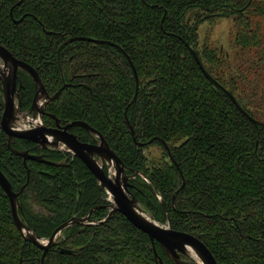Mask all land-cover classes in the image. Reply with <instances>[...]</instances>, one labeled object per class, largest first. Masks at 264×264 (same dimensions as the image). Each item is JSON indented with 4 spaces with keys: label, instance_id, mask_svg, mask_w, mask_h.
Returning a JSON list of instances; mask_svg holds the SVG:
<instances>
[{
    "label": "trees",
    "instance_id": "trees-1",
    "mask_svg": "<svg viewBox=\"0 0 264 264\" xmlns=\"http://www.w3.org/2000/svg\"><path fill=\"white\" fill-rule=\"evenodd\" d=\"M222 18L233 21L232 55L199 38L202 24ZM74 37L127 53L141 81L135 103L126 57L112 45L65 44ZM0 45L33 66L49 94L67 85L47 105L46 127L55 118L80 121L101 134L133 173L130 192L158 223L198 238L218 264H264V0H0ZM187 45L257 125L206 79ZM19 78L27 111L34 86L25 73ZM3 110L0 94V121ZM71 132L94 141L84 128ZM6 137L0 132V170L22 191L20 216L41 239L93 212L91 224L65 229L42 263L44 250L15 226L0 186V264H159L155 251L175 264L121 212L99 223L111 203L81 159L18 139L16 150L68 163L24 160Z\"/></svg>",
    "mask_w": 264,
    "mask_h": 264
},
{
    "label": "water",
    "instance_id": "water-1",
    "mask_svg": "<svg viewBox=\"0 0 264 264\" xmlns=\"http://www.w3.org/2000/svg\"><path fill=\"white\" fill-rule=\"evenodd\" d=\"M74 41H88L94 44L112 45L126 57L132 68L136 84V94L133 100V103H135L141 81L133 62L127 53L124 52L120 46L112 42L87 37L69 38L65 44H69ZM187 46L206 79L219 91L230 98L244 115V117L250 120L253 124L257 125L258 122L247 113L236 97L233 96L207 71L199 57L196 47L190 45ZM0 60L5 64L6 69L7 67L9 68V76L4 80L3 101L5 103V110L0 123V131L7 135L8 146L15 155L24 158V160H33L59 167L66 165V162L55 163L48 161L44 155H33L29 151L16 150L13 147V144L15 143L16 139H25L36 143L45 150L67 149L68 151L72 152L75 157L81 159L84 162V164L89 168L96 180L99 182L100 190L107 192L110 200L112 201V204L109 206V215L103 221L99 222L100 224L109 220L116 212H121L136 228L146 233L153 244L157 242L164 251L166 258L170 261H173L175 264H218L208 247L198 238L185 232L173 230L170 226L161 225L155 220L152 214H149L144 209L137 198L132 194V192H130L129 180L132 178V176L126 174V171H128L126 166L120 157L114 151H112L104 137L87 123L80 121L72 122L64 127H61L60 121L57 120L56 128H48L42 123L41 126L30 131L14 130L19 120L18 116L20 115L19 96L16 92V78L19 69L28 73L35 82L36 94L33 107L36 111L35 113L39 112L41 117L45 115V108L47 104L58 99L67 85H64L53 96H50L45 89L38 73L33 69V67L16 59L5 47L2 46H0ZM15 97L18 99L17 107L14 103ZM38 103L42 104L41 108L38 107ZM73 127L84 128L93 139L98 137L99 141L95 144L80 141L76 134L69 132ZM129 128L132 132L133 138L135 139V133L132 127L130 126ZM136 145L142 146L143 144L136 143ZM105 166H107L110 170H113L114 173L112 175L107 174L105 171ZM137 175H141L143 177V174H140L139 172L135 173V176L133 177H136ZM0 186L9 198L15 226L22 233L26 240L34 243L37 247L44 250L42 263L49 250L57 245V239L65 229L77 224L87 225L92 223L90 222V216L93 211L90 212L88 216L83 218H79L75 215L69 221L58 227L49 239H41L34 230L23 223L20 216V196L22 191L16 192L1 170ZM162 203L164 202L162 201ZM95 223L96 222L93 224ZM62 251L64 253L70 252L66 250ZM155 257L159 264H164L163 259L156 251Z\"/></svg>",
    "mask_w": 264,
    "mask_h": 264
},
{
    "label": "flooded vegetation",
    "instance_id": "flooded-vegetation-1",
    "mask_svg": "<svg viewBox=\"0 0 264 264\" xmlns=\"http://www.w3.org/2000/svg\"><path fill=\"white\" fill-rule=\"evenodd\" d=\"M1 46V45H0ZM3 47V46H2ZM21 61V60H20ZM24 62V61H22ZM26 63V62H25ZM28 64V63H27ZM30 65V64H29ZM31 66V65H30ZM33 67V66H32ZM33 69L37 72V70L33 67ZM19 72H23L25 73L29 78L30 80L32 81L33 83V86H34V93H33V98H32V101H31V104H30V107L28 108L27 111H22V106H23V102H22V95H24L25 91V86L23 84V81L21 78H19ZM38 73V72H37ZM39 75V74H38ZM9 76V68L7 67V69L5 68V64L1 62L0 60V94H1V97H2V103H3V109L5 110V103L3 101V94H4V80ZM40 77V76H39ZM41 79V78H40ZM42 81V79H41ZM43 83V82H42ZM44 85V84H43ZM16 92L18 93V96H19V102H20V115L18 116L19 117V120L16 124V127L14 128V130H18V131H30V130H33L35 128H38L39 126L42 125V123L45 125L44 123V117L46 115H43V117L40 116L39 112L35 113L36 111L34 110V107H33V104H34V99H35V94H36V85H35V82L33 80V78L26 72L22 71V70H18L17 72V78H16ZM49 94V93H48ZM50 96H53L51 94H49ZM14 103H15V106L17 107L18 105V99L15 97L14 98ZM49 104V103H48ZM47 104V105H48ZM41 103H38V107L41 108ZM47 107V106H46ZM4 110H3V113H4ZM35 113V114H34ZM45 114H46V108H45ZM3 117V116H2ZM2 120V118H1ZM1 123V121H0ZM1 126V124H0ZM46 126V125H45ZM66 125H62L61 124V127H64ZM57 127V119L55 118V127ZM82 128V127H80ZM72 129V128H71ZM71 129H70V133L71 132ZM2 132V131H0ZM4 133V132H3ZM74 134V133H72ZM7 136V135H6ZM78 136V135H77ZM7 138V137H6ZM18 140V139H16ZM15 140V142H16ZM20 140H25V139H20ZM92 140V139H91ZM26 141H29L31 142L35 148H39V149H43L41 148V146H38L36 143L30 141V140H26ZM99 141V138L98 137H95L94 141L92 140L90 143L91 144H95L96 142ZM8 144V143H7ZM15 144V143H14ZM14 144H13V147H14ZM9 147V146H8ZM10 149V148H9ZM45 150V149H44ZM19 151H28V150H19ZM61 151H65V152H68L70 153L72 156L73 154L71 152H69L68 150H61ZM12 152V151H11ZM30 152V151H29ZM13 153V152H12ZM31 153V152H30ZM33 154V153H31ZM33 155H43V154H33ZM24 159V158H23ZM63 162H66V164L68 163V158H65ZM63 162H58V163H63ZM42 163V162H41ZM47 164V163H46ZM105 171L107 174L109 175H112L114 173L113 170H110L107 166H105ZM127 175L131 176L133 175V173H129L128 171H126ZM139 176V175H138ZM132 179V178H131ZM130 179V180H131ZM129 180V182H130Z\"/></svg>",
    "mask_w": 264,
    "mask_h": 264
},
{
    "label": "rangeland",
    "instance_id": "rangeland-1",
    "mask_svg": "<svg viewBox=\"0 0 264 264\" xmlns=\"http://www.w3.org/2000/svg\"><path fill=\"white\" fill-rule=\"evenodd\" d=\"M199 38L201 42L207 39L209 44H214L222 52H227L232 55L235 51L234 29L231 18H222L214 23L208 22L202 24L199 28ZM148 151L151 153L149 157L152 160H158L161 157L157 147H151Z\"/></svg>",
    "mask_w": 264,
    "mask_h": 264
}]
</instances>
